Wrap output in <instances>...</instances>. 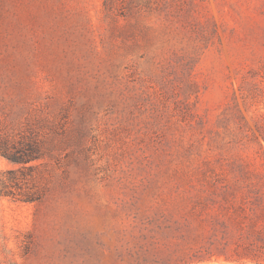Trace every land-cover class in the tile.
<instances>
[{
  "label": "rangeland",
  "instance_id": "rangeland-1",
  "mask_svg": "<svg viewBox=\"0 0 264 264\" xmlns=\"http://www.w3.org/2000/svg\"><path fill=\"white\" fill-rule=\"evenodd\" d=\"M33 135L49 190L0 197V264H130L134 204L263 169L264 0H0V138Z\"/></svg>",
  "mask_w": 264,
  "mask_h": 264
},
{
  "label": "trees",
  "instance_id": "trees-1",
  "mask_svg": "<svg viewBox=\"0 0 264 264\" xmlns=\"http://www.w3.org/2000/svg\"><path fill=\"white\" fill-rule=\"evenodd\" d=\"M6 141L0 138V156L19 167L0 170V197L41 203L49 188L38 184V167L27 166L45 157L41 139L33 135L12 147ZM262 166L179 176L177 187L187 188L175 189L169 207L134 204L126 214L130 232L124 253L129 263L264 264Z\"/></svg>",
  "mask_w": 264,
  "mask_h": 264
}]
</instances>
